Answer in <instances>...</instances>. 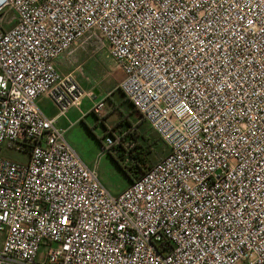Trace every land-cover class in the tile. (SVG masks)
Listing matches in <instances>:
<instances>
[{
	"label": "built area",
	"instance_id": "2783aa9c",
	"mask_svg": "<svg viewBox=\"0 0 264 264\" xmlns=\"http://www.w3.org/2000/svg\"><path fill=\"white\" fill-rule=\"evenodd\" d=\"M90 40L167 146L116 196L36 105H79ZM0 264H264V0H0Z\"/></svg>",
	"mask_w": 264,
	"mask_h": 264
},
{
	"label": "rangeland",
	"instance_id": "374dc122",
	"mask_svg": "<svg viewBox=\"0 0 264 264\" xmlns=\"http://www.w3.org/2000/svg\"><path fill=\"white\" fill-rule=\"evenodd\" d=\"M85 57L77 60L76 67L83 68L79 75L83 82V88L91 92L89 97L97 102L102 101L101 119L90 115L82 123L64 132V138L72 147L81 161L90 169H93L99 182L112 195L116 196L129 184L126 174L116 163L117 154L123 155V163L133 170L146 171L167 153V146L163 140L142 121L130 103L122 99V94L116 89V78L113 73V62L107 60L100 52L107 48L99 42L83 41L76 43ZM86 58V59H87ZM87 102V101H86ZM103 120V121H101ZM104 124L109 128H104ZM106 129V130H105ZM124 149L141 148L146 165H134L120 150L114 149L110 153L103 151L102 144L111 131H127ZM7 143L3 145L2 156L17 163H24L27 154L5 150ZM134 165V166H133ZM132 169H130L132 171ZM141 170L138 171V174ZM47 247L41 245L37 260H42Z\"/></svg>",
	"mask_w": 264,
	"mask_h": 264
},
{
	"label": "crops",
	"instance_id": "0c3cea01",
	"mask_svg": "<svg viewBox=\"0 0 264 264\" xmlns=\"http://www.w3.org/2000/svg\"><path fill=\"white\" fill-rule=\"evenodd\" d=\"M92 41V40H90ZM89 42V41H87ZM95 42V41H94ZM107 60L113 62V73L116 78L115 86L117 89L118 83L122 78V73L120 69L116 66L115 62L108 54V50L106 49L104 52H100ZM85 56L83 55L82 51L77 46H72L68 52L63 54L62 56L57 57L54 60V65L56 70L61 74H71L73 79L77 82L78 86L81 88L83 92V96L80 100L79 105L73 106L69 108L64 113L60 114L58 108L52 102V100L46 95H40L36 100V105L39 110L47 117V118H55V126L64 132L71 130L73 127L77 126L78 124L82 123L87 117L93 115L98 119H101V116L98 117L96 114L93 113L92 109L94 105L97 103V100H93L89 97H92L91 92L83 88V82L78 74H80L83 70L81 66L76 67L77 60L83 59ZM85 60H88L89 57ZM120 91L119 89H117ZM121 93V91H120ZM122 94V93H121ZM122 99L126 100V98L122 94ZM87 101V102H86ZM130 103V102H129ZM131 105V104H130ZM132 107V105H131ZM133 108V107H132ZM103 121V120H101ZM145 123V122H144ZM147 125V124H146ZM104 128H109L108 125L104 124ZM148 126V125H147ZM106 130V129H105ZM110 133H118L116 131H111ZM66 140V139H65Z\"/></svg>",
	"mask_w": 264,
	"mask_h": 264
},
{
	"label": "trees",
	"instance_id": "16d2710c",
	"mask_svg": "<svg viewBox=\"0 0 264 264\" xmlns=\"http://www.w3.org/2000/svg\"><path fill=\"white\" fill-rule=\"evenodd\" d=\"M117 150H120L121 152L123 151V153H125L124 152V150L122 149V148H117ZM111 152V150L110 151H108V153H110ZM126 156L130 159V161H131V163H134V165L136 166V165H146V158H145V155H144V153H143V151H142V149L141 148H130L128 151H126ZM123 155L124 154H122V153H120V154H117V156H116V158H115V160H116V163L118 164V166L122 169V171L126 174V176H127V178H128V180L130 181V183L131 182H133L135 179H137L138 178V176H139V174H138V171H140L141 170V173H144V172H146V171H142V169H137L136 168V170L134 169H132V168H130V167H128V166H126L124 163H123ZM133 165V166H134ZM130 169H132V171L130 170Z\"/></svg>",
	"mask_w": 264,
	"mask_h": 264
}]
</instances>
